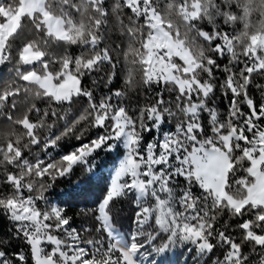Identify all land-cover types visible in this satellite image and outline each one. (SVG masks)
<instances>
[{"label": "snow or ice", "instance_id": "snow-or-ice-1", "mask_svg": "<svg viewBox=\"0 0 264 264\" xmlns=\"http://www.w3.org/2000/svg\"><path fill=\"white\" fill-rule=\"evenodd\" d=\"M0 224V264H264V0H0Z\"/></svg>", "mask_w": 264, "mask_h": 264}, {"label": "trees", "instance_id": "trees-1", "mask_svg": "<svg viewBox=\"0 0 264 264\" xmlns=\"http://www.w3.org/2000/svg\"><path fill=\"white\" fill-rule=\"evenodd\" d=\"M6 75V73H4ZM71 148L72 145H68ZM117 157L115 153H102L96 163L99 165V170L95 176L89 179L88 175L83 172H77L68 180L59 183L58 187L54 189L59 200L67 202L70 207H76L77 204L82 205L85 202V197L89 200L99 193L102 186V180L111 171ZM6 224H0V228L6 229ZM178 261L183 263L187 253L181 256L180 251L176 252Z\"/></svg>", "mask_w": 264, "mask_h": 264}, {"label": "rangeland", "instance_id": "rangeland-1", "mask_svg": "<svg viewBox=\"0 0 264 264\" xmlns=\"http://www.w3.org/2000/svg\"><path fill=\"white\" fill-rule=\"evenodd\" d=\"M172 254V256L171 257H169V255H170V253H168L167 255H166V257H164V259L166 260V264H179L178 262V259H177V255H176V253H171ZM169 257V258H168ZM167 259H169V260H167Z\"/></svg>", "mask_w": 264, "mask_h": 264}]
</instances>
